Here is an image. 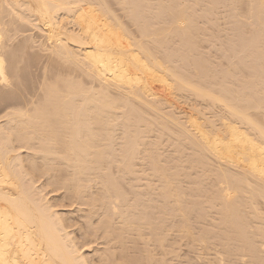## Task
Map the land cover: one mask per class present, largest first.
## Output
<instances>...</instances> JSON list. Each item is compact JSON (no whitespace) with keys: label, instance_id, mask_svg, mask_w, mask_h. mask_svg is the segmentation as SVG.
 Wrapping results in <instances>:
<instances>
[{"label":"bare ground","instance_id":"obj_1","mask_svg":"<svg viewBox=\"0 0 264 264\" xmlns=\"http://www.w3.org/2000/svg\"><path fill=\"white\" fill-rule=\"evenodd\" d=\"M0 264H264V0H0Z\"/></svg>","mask_w":264,"mask_h":264},{"label":"rangeland","instance_id":"obj_2","mask_svg":"<svg viewBox=\"0 0 264 264\" xmlns=\"http://www.w3.org/2000/svg\"><path fill=\"white\" fill-rule=\"evenodd\" d=\"M29 79H30V77H27V78H26V81H25V82H27V85H26L25 83H24V84H25V87H26L27 91L30 92L31 89L34 88V86L36 87V85H35L36 83L31 81V83H33L34 86L32 87V85H31V88H30V80H31V79H30V80H29ZM32 80H33V79H32ZM27 86H28V87H27ZM29 88H30V89H29ZM181 254H185L184 256H186V254H187L186 250H185V249H182V250H181ZM186 257H188V256H186ZM189 257H190V256H189Z\"/></svg>","mask_w":264,"mask_h":264}]
</instances>
